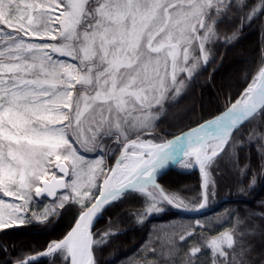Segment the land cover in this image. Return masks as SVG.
<instances>
[{
	"label": "snow or ice",
	"instance_id": "obj_1",
	"mask_svg": "<svg viewBox=\"0 0 264 264\" xmlns=\"http://www.w3.org/2000/svg\"><path fill=\"white\" fill-rule=\"evenodd\" d=\"M258 21L264 0H0V233L73 212L43 250L0 264H102L116 233L95 221L129 198L138 223L168 206L194 221L154 231L130 264H264V201L243 215L211 203L226 157L241 194L264 177V48L212 118L163 127L218 46ZM169 167L198 170L200 192L163 187Z\"/></svg>",
	"mask_w": 264,
	"mask_h": 264
},
{
	"label": "trees",
	"instance_id": "obj_2",
	"mask_svg": "<svg viewBox=\"0 0 264 264\" xmlns=\"http://www.w3.org/2000/svg\"><path fill=\"white\" fill-rule=\"evenodd\" d=\"M264 48V31L260 22L251 27H245L238 41L217 48L219 57L217 63L203 71L167 111L163 127L170 131L197 121L212 118L223 106L226 94H235L244 84V70L251 69L258 63L261 49ZM247 152L241 151L240 164L245 162ZM251 164L256 171L257 156L255 149L251 150ZM217 182V192L211 202L215 205L218 215H224L227 210H237L241 215L252 210L259 211V205L264 201V177H259L255 190L250 194H241L240 180L247 183L248 177L241 178L232 162L226 157L219 165V171L214 174ZM161 185L173 192L192 198L201 190V175L197 170L184 171L171 169L159 180ZM141 201L129 198L115 207H110L95 225L96 230L103 231L112 225L116 235L102 254V264H130L141 250V245L148 242L151 234L161 230L182 231L194 221L189 215L168 206V211L152 215L139 224L135 213L140 211ZM218 217H210L201 221L214 229L223 225L216 224ZM73 222V212L64 211L53 218L50 223L36 226H21L0 233V244L7 246V254L0 252V259H15L18 255L43 250L49 241L55 240L66 233ZM204 264V258H202Z\"/></svg>",
	"mask_w": 264,
	"mask_h": 264
},
{
	"label": "water",
	"instance_id": "obj_3",
	"mask_svg": "<svg viewBox=\"0 0 264 264\" xmlns=\"http://www.w3.org/2000/svg\"><path fill=\"white\" fill-rule=\"evenodd\" d=\"M171 169L180 170L178 167H169V168L165 171V173L168 172V171L171 170ZM165 173H164V174H165ZM164 174H163V175H164ZM163 175H162V176H163ZM49 200H50V198H49ZM184 213H185V212H184ZM186 214H188V213H186ZM188 215H189V214H188ZM101 217H102V216H101ZM101 217H100V218H101ZM100 218H99V219H100ZM99 219H98V220H99ZM98 220L95 221V225H96V223L98 222Z\"/></svg>",
	"mask_w": 264,
	"mask_h": 264
},
{
	"label": "rangeland",
	"instance_id": "obj_4",
	"mask_svg": "<svg viewBox=\"0 0 264 264\" xmlns=\"http://www.w3.org/2000/svg\"><path fill=\"white\" fill-rule=\"evenodd\" d=\"M179 168V167H178ZM179 169H181V168H179ZM183 170V169H182ZM188 171V170H187ZM44 203H48V204H50V200L48 199V200H45L44 201ZM153 215H157V214H153ZM152 216V215H151ZM148 218V217H147ZM139 224H141V223H139Z\"/></svg>",
	"mask_w": 264,
	"mask_h": 264
}]
</instances>
